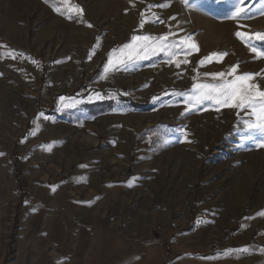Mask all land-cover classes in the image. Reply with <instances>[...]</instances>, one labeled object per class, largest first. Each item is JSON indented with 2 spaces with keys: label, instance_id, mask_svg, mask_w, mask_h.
<instances>
[{
  "label": "rangeland",
  "instance_id": "1",
  "mask_svg": "<svg viewBox=\"0 0 264 264\" xmlns=\"http://www.w3.org/2000/svg\"><path fill=\"white\" fill-rule=\"evenodd\" d=\"M257 33L264 0H0V264H264V134L188 101L264 90Z\"/></svg>",
  "mask_w": 264,
  "mask_h": 264
},
{
  "label": "snow or ice",
  "instance_id": "2",
  "mask_svg": "<svg viewBox=\"0 0 264 264\" xmlns=\"http://www.w3.org/2000/svg\"><path fill=\"white\" fill-rule=\"evenodd\" d=\"M183 3H187V0H182ZM76 11L82 12L81 9L77 8ZM244 10L238 9L236 12L237 18ZM91 27V25H89ZM236 35L239 37L240 32H237ZM257 38L264 40V34H256ZM153 38L149 36H134L133 44L125 45L124 49H131L132 51L128 52L127 59L132 60L135 58H141L140 52L137 51V48H141L145 53L151 50L153 53L157 50L170 49L172 46L164 43L167 41L168 37H160L159 42L150 48L148 44L137 45V41H151ZM190 39V38H188ZM179 43L183 44L185 41H180ZM191 48H197L195 43L191 44ZM124 49H121V53L124 52ZM190 49H184V54L187 55ZM210 59L209 57L205 58ZM186 62V61H185ZM112 59L109 58L108 64L112 65ZM119 63H124V60L121 59ZM204 61H201L203 64ZM107 67L105 71H107ZM237 72V67L234 66L230 69L228 73L219 72L209 74L212 76L213 80L225 78L228 75H232V79H220L218 84H206L200 83L194 85L193 95L188 97V101L193 104L202 103L204 100H212L218 106H226L230 108L240 109L242 111H247L251 117L249 121L245 122V126L250 130H256L264 134V90H261L260 86L251 83L254 80V76L251 74L244 75H235ZM186 135V133H185ZM261 147H264V142L260 143Z\"/></svg>",
  "mask_w": 264,
  "mask_h": 264
},
{
  "label": "trees",
  "instance_id": "3",
  "mask_svg": "<svg viewBox=\"0 0 264 264\" xmlns=\"http://www.w3.org/2000/svg\"><path fill=\"white\" fill-rule=\"evenodd\" d=\"M103 65V62L101 61L100 63H99V68L96 70V73H94L95 75H97L99 72H100V67ZM93 74V75H94ZM92 91H94V90H92ZM102 94H106V92L104 91V93H102ZM116 96H118V98H120L121 100H123V101H125V102H129V104H130V106L132 107V108H137V109H143V108H146L145 106H143V105H140V104H133L132 102H131V100L130 99H127V98H122L121 96H120V94L119 93H116ZM108 104H110L109 102H102V103H100L99 104V106L98 107H101V106H107ZM95 106H97V105H95Z\"/></svg>",
  "mask_w": 264,
  "mask_h": 264
}]
</instances>
